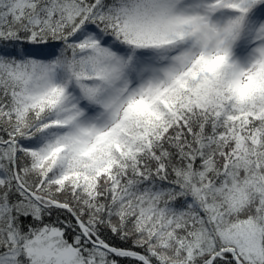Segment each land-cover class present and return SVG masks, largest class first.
<instances>
[{
  "label": "snow or ice",
  "instance_id": "obj_1",
  "mask_svg": "<svg viewBox=\"0 0 264 264\" xmlns=\"http://www.w3.org/2000/svg\"><path fill=\"white\" fill-rule=\"evenodd\" d=\"M0 264H264V0H0Z\"/></svg>",
  "mask_w": 264,
  "mask_h": 264
}]
</instances>
